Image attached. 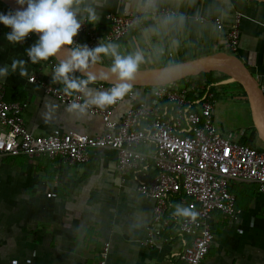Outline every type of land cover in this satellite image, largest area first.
<instances>
[{
    "label": "crops",
    "instance_id": "0c3cea01",
    "mask_svg": "<svg viewBox=\"0 0 264 264\" xmlns=\"http://www.w3.org/2000/svg\"><path fill=\"white\" fill-rule=\"evenodd\" d=\"M163 9L174 14L167 16L161 12ZM76 10L77 18H87L94 31L102 36L110 30L108 14L140 16L142 22L121 40L103 43L117 45L121 55L141 52L144 60L139 69L228 53V35L240 13L241 37L238 51L233 55L246 64L264 87V3L80 0ZM8 12L11 11L0 5V13ZM10 31L0 24V66H10L14 58L28 61L26 49L38 39L33 35L22 44L10 45L5 39ZM48 61L26 63L28 74L24 77L18 70H10L6 79H0L8 101L27 105L24 118L29 131L35 136H47L54 129L91 137L104 135L107 128L101 116L88 111L85 116L70 113V105L46 95L40 84L29 82L35 76L37 81L65 87L53 81L54 70ZM97 62L112 66L113 58L101 54ZM88 88L99 91L95 81ZM132 90L133 102H122L112 113L117 126L132 105L142 102L149 107L157 105L150 89ZM160 115L171 121L173 107L161 110ZM147 124V120L143 121V127ZM180 131L185 132V128ZM233 138L238 142L243 140V137ZM253 146L264 148L259 138ZM138 150L148 157L144 163L145 176L139 177V171L135 170L124 179L119 175L117 152L112 149L92 151L88 163L73 166L60 158L0 157V264H183L180 255L192 244V239L182 235L178 223L154 238L152 245L148 242L155 203L141 193L139 186L140 181H153L158 170L153 162L155 148L141 145ZM230 191L236 197L235 215L214 213L215 240L203 264H264V191L256 183L245 182H233ZM186 204L187 198L179 201L172 197L168 217L181 216L177 205L186 207ZM106 249L107 256L103 258Z\"/></svg>",
    "mask_w": 264,
    "mask_h": 264
},
{
    "label": "built area",
    "instance_id": "2783aa9c",
    "mask_svg": "<svg viewBox=\"0 0 264 264\" xmlns=\"http://www.w3.org/2000/svg\"><path fill=\"white\" fill-rule=\"evenodd\" d=\"M161 12L167 16L174 14L168 9ZM106 18L110 30L103 36L94 31L87 18H77L81 29L72 47L87 45L95 48L119 41L142 22L140 16L133 14L110 13ZM242 20V14L238 13L228 35L229 54L238 51ZM217 23L221 29L220 21ZM58 64L54 58L48 61L52 70ZM29 82L40 84L46 95L62 104L85 103L83 93L67 95L65 87L37 81L35 76L30 77ZM97 85L99 91H109L115 86L104 82H97ZM150 90L157 105L149 107L145 102L132 105L118 126L112 120V113L122 102H133L132 88L122 100L106 109L89 106L87 111L101 116L105 123L107 132L102 136L91 137L60 129H54L47 136H35L27 128L24 118L27 105L8 101L6 89L0 83V157L60 158L73 166L88 163L92 151L112 149L117 152L119 175L124 179L135 170L139 171V177L145 176L147 168L144 163L148 157L138 148L153 146V162L158 174L150 183L140 181L139 186L141 193L155 203L148 242L152 245L154 238L178 223L182 235L192 239L180 260L183 264H203L215 240L212 230L214 213L235 215L236 197L231 193L230 185L233 182L256 183L264 191V149L243 145L231 134L224 135L216 129L215 95L205 82L174 83ZM262 90L264 93V87ZM164 102L173 105L171 121L160 115L161 110L167 109ZM146 120L148 124L143 127ZM184 128L185 132L181 133ZM180 193L187 198L186 207L193 206L198 213L195 220L182 215L178 218L166 216L169 200ZM106 256L107 249L102 253L103 258Z\"/></svg>",
    "mask_w": 264,
    "mask_h": 264
},
{
    "label": "clouds",
    "instance_id": "9594fccd",
    "mask_svg": "<svg viewBox=\"0 0 264 264\" xmlns=\"http://www.w3.org/2000/svg\"><path fill=\"white\" fill-rule=\"evenodd\" d=\"M79 3L80 0H16L19 6L17 10L7 14L0 13V24L11 29L5 34V39L10 45L22 44L30 35L38 37L36 42L26 49L28 61L14 58L10 66L7 64L0 66V79H6L10 70L12 72L18 70L19 75L24 77L28 74L26 63L37 64L48 61L57 57L62 49L67 47V55L55 67L52 79L65 85L64 91L67 95H72L73 92L84 94L85 103H73L68 111L85 116L89 106L103 109L122 100L130 91V82L135 79L144 57L139 51L121 55L115 44H100L95 48H89L87 45L72 47L74 38L81 29L76 10ZM91 18L94 20L95 16ZM101 54L113 58L110 74L115 75L119 82L109 91L93 92L88 88V84L94 81V76L88 75L87 79H76L70 74L76 71L86 73L90 65L99 60ZM104 78L107 79L109 76L105 75ZM177 213L192 220L198 216L193 206L177 205Z\"/></svg>",
    "mask_w": 264,
    "mask_h": 264
},
{
    "label": "water",
    "instance_id": "95a60500",
    "mask_svg": "<svg viewBox=\"0 0 264 264\" xmlns=\"http://www.w3.org/2000/svg\"><path fill=\"white\" fill-rule=\"evenodd\" d=\"M264 3V0H252ZM0 3L14 12L19 7L16 0H0ZM37 37V36H36ZM38 38V37H37ZM68 48L62 49L57 57H53L58 63L65 59ZM111 66L100 62L91 64L86 73L76 71L84 78L88 75L95 77V82L117 84L116 76L110 74ZM220 73L228 78L220 82V85L237 83L241 85L246 94L249 104L253 126L257 136L264 146V93L260 82L252 71L237 56L225 52H218L212 55L191 59L185 62L152 69H138L135 79L130 82L131 88L144 87L153 88L159 86L172 85L188 78H194L202 74ZM105 75L109 78L105 79Z\"/></svg>",
    "mask_w": 264,
    "mask_h": 264
},
{
    "label": "rangeland",
    "instance_id": "374dc122",
    "mask_svg": "<svg viewBox=\"0 0 264 264\" xmlns=\"http://www.w3.org/2000/svg\"><path fill=\"white\" fill-rule=\"evenodd\" d=\"M217 93V94H216ZM215 97V127L222 133L233 137L250 138L252 135V118L243 92L236 85L218 84Z\"/></svg>",
    "mask_w": 264,
    "mask_h": 264
},
{
    "label": "trees",
    "instance_id": "16d2710c",
    "mask_svg": "<svg viewBox=\"0 0 264 264\" xmlns=\"http://www.w3.org/2000/svg\"><path fill=\"white\" fill-rule=\"evenodd\" d=\"M1 6H3L5 9L9 10V8L7 6H5L4 4L0 3ZM106 64L107 66H111L110 64H107V63H104ZM72 75L74 77H77V78H81V79H86L84 77H82L80 74H76V73H72ZM228 77L223 75V74H220V73H211V74H202L200 76H197V77H194V78H188L186 80H183L181 82H178V84H183V83H186L188 81H195V80H199V81H202V82H205V84L210 87V90L214 93H216V88L218 86V84L220 82H222L223 80H226ZM228 85H236L237 87H239L240 90H242L243 92V99L245 101H247V97H246V94L245 92L243 91V88L241 87V85L237 84V83H234V84H228ZM223 86V85H221ZM147 89H151V88H147ZM217 94V93H216ZM216 94H215V97H216ZM248 102V101H247ZM163 105L167 108V109H171L173 107L172 104L168 103V102H164ZM252 129H253V132H252V135L250 136V138H243V140H241V144L243 145H246V146H249V147H252V148H256L253 146V142L256 138H258L257 136V132L254 128V126L252 125ZM257 149V148H256ZM264 149V148H263ZM174 198L176 199H179V201L183 200V199H186V197L184 196L183 193H180L176 196H174ZM166 216H168V214H166Z\"/></svg>",
    "mask_w": 264,
    "mask_h": 264
}]
</instances>
